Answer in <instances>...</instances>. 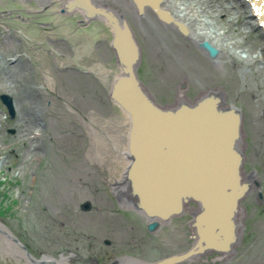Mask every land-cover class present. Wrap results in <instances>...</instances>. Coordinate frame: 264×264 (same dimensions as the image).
<instances>
[{
	"label": "rangeland",
	"instance_id": "374dc122",
	"mask_svg": "<svg viewBox=\"0 0 264 264\" xmlns=\"http://www.w3.org/2000/svg\"><path fill=\"white\" fill-rule=\"evenodd\" d=\"M67 1L30 4L29 22L14 14L0 18V96L17 101L15 120L1 112L0 101V222L38 260L75 256L57 264H104L122 255L151 263L183 253L190 233L167 229L150 237L144 222L125 214L111 193L126 167L128 131L109 98L119 74L111 32L69 14ZM179 2L237 47L218 65L152 13L128 15L142 50L140 77L162 105L177 102L184 81L190 101L212 89L224 93L243 112L246 179L254 182V174L261 184L242 203L236 254L198 264H264V31L250 28L248 10L237 0ZM107 3L122 9L121 0ZM15 9L18 3L7 11ZM236 51L259 58L248 63ZM216 258L223 262L211 263ZM0 264L25 263L0 253Z\"/></svg>",
	"mask_w": 264,
	"mask_h": 264
},
{
	"label": "water",
	"instance_id": "95a60500",
	"mask_svg": "<svg viewBox=\"0 0 264 264\" xmlns=\"http://www.w3.org/2000/svg\"><path fill=\"white\" fill-rule=\"evenodd\" d=\"M163 3L121 0L122 9H118L103 0H68L65 6L68 13L81 14L86 24L100 22L111 32L110 47L119 74L109 98L127 119L126 167L120 183L129 208L144 217L153 232L183 216L187 205L198 206L191 221L193 243L187 251L151 263L126 258L119 264H196L210 254L230 261L242 241V203L253 186L261 187L258 180L245 176L243 112L215 89L190 101L186 81L177 102L162 105L143 82L139 74L142 50L128 15L142 17L150 12L165 27L190 38L184 24ZM198 47L211 60L219 55L206 41ZM0 101L1 112L15 120L16 99L3 94ZM257 201H263L261 191ZM0 253L17 262L45 263L1 222Z\"/></svg>",
	"mask_w": 264,
	"mask_h": 264
},
{
	"label": "flooded vegetation",
	"instance_id": "af4514ba",
	"mask_svg": "<svg viewBox=\"0 0 264 264\" xmlns=\"http://www.w3.org/2000/svg\"><path fill=\"white\" fill-rule=\"evenodd\" d=\"M51 1L52 0H48L46 2H45V0H0V8L4 10L3 12H0V18L1 19H11L10 16L12 14H14L16 16L15 17L16 20L20 19L22 21L29 22L30 19L33 18V16H32L33 10H31L30 4L35 3L36 6L38 8H40V6H42L44 3H50ZM108 1H110V0H103V2H106V3ZM17 3H18V6H19V9H15V10L10 11V12L7 11V9L12 7L13 5H16ZM23 15H26L28 17L24 19ZM122 174H121L119 180H117L114 183L110 184L111 193H112L113 197L115 198L119 208L122 209L125 212V214L128 213V214L132 215L136 220H138L140 222H144L145 231L152 238L157 237L159 233H162V231H165L167 229H172L173 231H177V232H181L182 231V232L190 233L191 236H190V246L189 247H191V245L193 243V236H194V231H193V229L191 227V221L193 219V215L198 210V206L195 205V204L187 205L185 213H184L183 216L174 218L169 225L161 226V227L157 228L156 230H154L153 232H151L149 230V228H148V223H147L146 219H144V217L138 215L136 212H134L133 210H131L129 208V205L126 202V199L124 197L123 185H122V183H120L121 178H122ZM118 181H119V183H117ZM135 243L136 242H134V244ZM105 244L107 246L111 245V243L109 241H106ZM27 249H28V247H27ZM29 252H30V250H29ZM213 255H217V254L207 255V256L203 257V259L201 261H199L198 263H209L208 258L213 256ZM73 257H75V256L72 253H69L68 256H65L64 254H60L59 258H55L53 256L45 255V256L42 257V259L43 260L45 259V263L44 264H53L52 260L56 261V262L68 261V262L72 263V258ZM126 258H128V259L133 258V259H138L140 261L146 262L143 259H140V258H137V257H134V256L122 255L119 258H115V259L111 258L108 263L105 262L104 264H119L120 261L125 260ZM219 258H222V257H219ZM219 258H216V259L212 260L211 263H216V262L221 263V262H223L222 260H218ZM22 262L27 264L24 260H22ZM198 263H196V264H198ZM94 264H99V262L95 261ZM192 264H195V263H192Z\"/></svg>",
	"mask_w": 264,
	"mask_h": 264
},
{
	"label": "bare ground",
	"instance_id": "6f19581e",
	"mask_svg": "<svg viewBox=\"0 0 264 264\" xmlns=\"http://www.w3.org/2000/svg\"><path fill=\"white\" fill-rule=\"evenodd\" d=\"M179 1L182 0H164L163 6L176 20L183 23L187 32V35L199 45L201 42L206 41L213 47L218 49L219 55L214 60L216 64H222V57L228 55L234 47H237L235 42H230L220 30L212 28V24H209L207 18L204 15L194 14L190 15L188 6ZM246 10H248V25L252 29H262L264 31V14L258 15L257 13H264V0H237ZM211 18V17H210ZM199 23V25H198ZM211 25V27H210ZM207 27V28H206ZM212 28V29H211ZM207 29V30H206ZM230 50V51H229ZM237 54H239L236 51ZM248 52H241L239 55L243 60L248 63H253L259 57H250ZM247 54V55H246ZM222 93L221 91H219ZM224 94V93H223ZM252 178L256 180V176L253 174ZM244 210H242L241 216H244Z\"/></svg>",
	"mask_w": 264,
	"mask_h": 264
},
{
	"label": "trees",
	"instance_id": "16d2710c",
	"mask_svg": "<svg viewBox=\"0 0 264 264\" xmlns=\"http://www.w3.org/2000/svg\"><path fill=\"white\" fill-rule=\"evenodd\" d=\"M115 108V107H114ZM116 109V108H115ZM118 110V109H117ZM5 197V196H4ZM4 197H2V199H4ZM0 199H1V196H0Z\"/></svg>",
	"mask_w": 264,
	"mask_h": 264
},
{
	"label": "snow or ice",
	"instance_id": "6c2138e0",
	"mask_svg": "<svg viewBox=\"0 0 264 264\" xmlns=\"http://www.w3.org/2000/svg\"><path fill=\"white\" fill-rule=\"evenodd\" d=\"M258 15L264 14V13H257Z\"/></svg>",
	"mask_w": 264,
	"mask_h": 264
}]
</instances>
